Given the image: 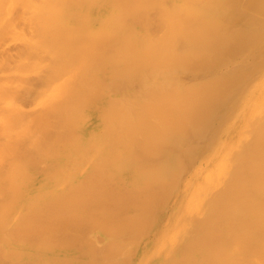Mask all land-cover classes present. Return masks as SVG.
<instances>
[{
  "label": "bare ground",
  "instance_id": "bare-ground-1",
  "mask_svg": "<svg viewBox=\"0 0 264 264\" xmlns=\"http://www.w3.org/2000/svg\"><path fill=\"white\" fill-rule=\"evenodd\" d=\"M33 1L16 17L45 43L47 108L25 119L33 172L1 171L0 264L131 262L120 238L181 207L208 159L224 187L172 264H264V0ZM240 107L254 112L223 133Z\"/></svg>",
  "mask_w": 264,
  "mask_h": 264
},
{
  "label": "rangeland",
  "instance_id": "rangeland-1",
  "mask_svg": "<svg viewBox=\"0 0 264 264\" xmlns=\"http://www.w3.org/2000/svg\"><path fill=\"white\" fill-rule=\"evenodd\" d=\"M4 1H6V0H4ZM15 0H7L6 2H3L2 0H0V12L2 11L3 12V14L2 15H0V19H1V21H0V35H1V37H0V134L2 133L4 136L6 135V134H8L9 135V137H4L3 138V135H0V141L2 140V139H4V140H2V142H0V147L2 148V149H0L2 152H4L3 150H5V152L8 150V147H11V149L13 148V147H15V149H16V147L17 148H19V149H21L20 150V152H19V149L16 151V150H14V148L12 149V154L9 156V157H7L6 159H5V157H6V155L9 153L10 154V152H11V149L9 150V152L7 153L6 152V155L4 156V154H5V152L2 154V152L0 153L1 155V157H0V175L2 174V172H3V170L4 169H7V170H4V172L6 173L8 170H9V168L11 169L12 167H10V165H13L14 163L16 164V163H18V162H16V161H14V160H16V159H18L19 158V160H21V158L20 157H22V158H25L24 159V161L26 162V164L27 165H30V166H28L29 168H27V172H29V174L30 173H32L33 172V170H34V168L31 166V162H33V160L36 158V154H37V152H36V150H34V152H33V149H34V146H33V143L31 144V143H29L30 141L27 139V137L29 136L30 137V132H31V130H33L34 129V125H33V122H31L33 119H35V118H37V114H38V116H39V114L40 115H42V114H44V112H45V110H46V108H47V106H46V104L47 103H45V101H47L46 100V96H47V92H48V85H47V82H45L44 80L42 81V78L44 77V76H46V69H47V57H46V49H45V47L46 46H44L45 45V43H43V41H42V39L40 40V42L38 41V43H36V39H32V37L34 38V36H32V34L31 33H33L34 31L32 30V29H30V27H32V26H30L31 24V22L29 23V25L27 24V23H25V21L23 22V23H25L26 25H28V26H30V27H27V26H25V24L23 25L22 24V20L21 19H17L18 17L20 18V16L21 15H24V17L27 19V21H29L30 20V14H31V12H32V7H33V4L32 3H34V1L32 2L31 0V2H30V4L29 3H27L28 4V7L27 6H24V7H20L21 5H19L20 3H17L18 2V0H17V2H14ZM8 2V3H7ZM240 2H241V0H240ZM243 2V1H242ZM2 3V4H1ZM3 3H4V8L3 7H1L2 5H3ZM13 3H14V5H13ZM16 4L18 5V6H16ZM32 4V5H31ZM25 5V4H24ZM35 5V4H34ZM14 6V7H13ZM31 6V7H30ZM16 7V8H15ZM27 7V8H26ZM3 10H2V9ZM9 8V9H8ZM18 8V9H17ZM21 8H25V10L23 9L22 11H21ZM13 9V10H12ZM8 10H11V11H8ZM16 10H19V12L21 13H19L18 11H16ZM5 11V12H4ZM25 11V12H24ZM1 12V13H2ZM12 12H15L16 14H18V15H15V13H12ZM18 12V13H17ZM27 12V13H26ZM0 13V14H1ZM10 13H12L11 15H10ZM2 16V17H1ZM16 16H18V17H16ZM10 17V18H9ZM11 17H13V19L11 20ZM22 17V16H21ZM29 18V19H28ZM10 19V20H9ZM4 20H5V22H4ZM8 20V21H7ZM14 20H15V22L17 21V23H18V21L20 22V24L18 23V26L21 28H19L16 24L17 23H14ZM10 21V22H9ZM6 22H9V23H11L13 26H11V24H10V26L13 28H11L9 25H7V23ZM6 24V26L4 25V24ZM14 23V24H13ZM21 25V26H20ZM2 26H4V28L2 27ZM8 26V27H7ZM16 28H15V27ZM28 29H27V28ZM1 28H3V29H5L4 31H3V29H2V32H1ZM8 28V29H7ZM11 28V29H10ZM18 29V30H17ZM25 29H26V31H25ZM23 30H24V32H23ZM29 30V31H28ZM5 31H7V33L5 34ZM12 31H14V32H12ZM17 31H19V32H17ZM28 31V32H27ZM31 31H33V32H31ZM29 32H31L30 33V35L32 36H30L29 35ZM35 33V32H34ZM20 34H22V35H20ZM3 35V36H2ZM26 35V36H25ZM28 35H29V37L30 38H28ZM34 35V34H33ZM38 34H37V32H36V36H37ZM20 36H22V37H20ZM35 36V37H36ZM37 38V37H36ZM41 38V37H40ZM39 37H38V39H40ZM41 41H42V43H41ZM27 43V44H26ZM26 44V45H25ZM27 46V47H26ZM29 46L30 47H32V48H29ZM39 46V47H38ZM35 47V49H37V50H35V49H33ZM38 48H40V49H38ZM30 51V52H28V51ZM22 51V52H21ZM26 51V52H25ZM41 51V52H40ZM43 51V52H42ZM4 54V56H2L3 54ZM8 53H10V54H8ZM18 53V54H17ZM37 53V54H36ZM16 54V55H15ZM21 54V55H20ZM23 54V55H22ZM5 55H6V57H5ZM17 55H19L18 57H17ZM35 55V56H34ZM37 55L39 56V58L37 57ZM9 56H11V59H12V57H13V59H12V61H9V60H11L10 58H9ZM44 56V57H43ZM23 57V58H22ZM35 57V58H34ZM2 58V59H1ZM41 58L43 59V60H45V61H42V62H40V60H41ZM4 59H7L6 61L4 60ZM14 59H15V61H14ZM37 59V60H36ZM39 59V60H38ZM2 60H4L5 62H6V64H5V62L4 61H2ZM18 60V61H17ZM3 63H2V62ZM35 63H36V65H35ZM8 64V65H7ZM22 64V65H21ZM23 64H25L24 66H23ZM46 65V66H45ZM42 69V70H41ZM44 72V73H43ZM41 76V77H40ZM43 76V77H42ZM183 77H188L187 75H185V74H183L182 75ZM39 78V79H38ZM24 79V80H23ZM41 79V80H40ZM45 79V78H44ZM19 80V81H18ZM22 80V82H20ZM45 82V83H44ZM45 84V85H44ZM2 87V88H1ZM16 87V88H15ZM5 88H7V90L5 89ZM1 89H5L4 91L3 90H1ZM14 89V90H13ZM9 90V91H8ZM12 90V91H11ZM11 91V92H10ZM14 91V92H13ZM20 91L23 93L24 91V93H26V92H28L27 93V95L25 94H22V93H20ZM34 91H36V92H34ZM2 92H5V93H2ZM31 92V93H30ZM39 92H40V95H39ZM32 93H34V95L36 96V97H34V95L32 94ZM36 93H37V95H36ZM41 93H43V94H41ZM244 93H253V92H244ZM4 94V95H3ZM12 94V95H11ZM14 94V95H13ZM22 95H24V96H22ZM33 95V96H32ZM21 96H22V98H21ZM27 96H28V99H27ZM31 96V97H30ZM19 97V98H18ZM17 98V99H16ZM21 98V99H20ZM26 98V99H25ZM23 99V101H21ZM18 100V101H17ZM20 100V101H19ZM26 101V102H25ZM22 104V105H21ZM24 105V106H23ZM44 108V109H43ZM43 109V110H42ZM248 110V112H246ZM43 111V112H42ZM235 111V110H234ZM238 114H237V113ZM254 112V109L253 108H249V109H244V108H242V107H240V108H238L237 109V111H235V114L233 115L232 114V116H231V113L230 114H228V116H231V117H229V118H232L233 117V119H232V121L230 122V124L229 125H227V126H225V129H224V131H223V133L225 132V131H227V129H230V127L232 128H236L237 126V124L240 122V120H241V118H245L246 117V115L249 113L250 115H252V113ZM13 113V114H12ZM21 113V114H20ZM28 113H30V115L28 114ZM232 113H234V112H232ZM8 114V116H6ZM12 114V115H11ZM26 114V115H25ZM244 114H246L245 115V117H244ZM9 115H11L10 116V118H11V120H10V123H11V125H10V123L8 124V122H9V120L8 119H10L9 118ZM14 115V116H13ZM16 115H18V116H16ZM23 115V116H22ZM28 115V116H27ZM236 115V116H235ZM239 115V117H237ZM235 116V117H234ZM16 117V118H15ZM26 117L30 120L31 118V121L29 122V120H27V121H25V119H26ZM30 117V118H29ZM6 118H8V119H6ZM18 118H20V120L18 119ZM21 118H23L24 120V122L23 121H21L22 119ZM236 118V119H235ZM16 119H18V120H16ZM6 120H8V121H6ZM16 120V121H15ZM5 121V122H4ZM14 124H13V123ZM23 122V123H22ZM233 122H235V124L233 123ZM254 122V120H252L251 122H250V124L249 125H251L252 123ZM15 123H17V124H15ZM29 123V124H28ZM32 123V124H31ZM23 124V125H22ZM25 124H28L29 125V127L27 126V125H25ZM13 125V126H12ZM22 127H21V126ZM234 125V126H233ZM253 125H254V123H253ZM252 126V125H251ZM15 127V128H14ZM19 127V128H18ZM18 128V129H17ZM6 129V130H5ZM8 129V130H7ZM16 129V130H15ZM29 129H30V131H29ZM250 129V128H249ZM28 131H29V133H28ZM19 132V133H18ZM22 132V133H21ZM26 133L27 135L25 136V134L24 133ZM247 132V131H246ZM227 132H225V134H226ZM17 134V135H16ZM11 135H13V136H11ZM22 136V137H21ZM250 136V135H249ZM10 138V140H8ZM12 138H14V140L12 139ZM17 140H16V139ZM21 138H23V139H21ZM224 138H226V137H224ZM7 140H8V142H7ZM22 140H28L27 142H28V144L26 143V144H24V143H22V142H20V141H22ZM243 140H246V138H244ZM16 142V143H13V142ZM4 142H6L7 143V145H3L2 143H4ZM18 142H20V143H18ZM10 143H12L11 145H8V144H10ZM1 144H2V146H1ZM13 144H15V145H17V146H15V145H13ZM31 146H30V145ZM19 145H20V147H19ZM21 146H23V148L21 147ZM26 146H28L27 148H26ZM30 146V147H29ZM7 147V148H6ZM26 148V149H25ZM23 149V150H22ZM32 149V150H31ZM14 151H16V152H14ZM21 153V154H19V153ZM22 152H24V153H22ZM18 153V154H17ZM36 153V154H35ZM22 155V156H21ZM28 155V156H27ZM4 156V157H3ZM8 156V155H7ZM12 157V158H11ZM17 157V158H16ZM29 157H31V158H29ZM4 160H3V159ZM10 160H9V159ZM214 159L215 160H217V156L216 157H214ZM8 160V161H7ZM19 160H17V161H19ZM12 161V162H11ZM4 162H5V165H4ZM208 162V163H207ZM214 160L212 161V160H207L206 162H203L202 164H200V165H197V167H195L194 169H193V184H192V186L191 185H189L188 186V189H189V191H188V193H186L185 195L187 196H185V195H181L180 196V194H179V192H178V195L181 197H179L178 199H180V202H182L181 203V207H176L177 208V210L176 211H174V213L172 214V212L171 213H169L170 215H172V216H170V218H171V220H168V218H167V216L169 215H167L166 216V218H165V220L164 219H161V213L163 212L162 210H164V209H166V208H168V206L166 207V208H160V210H158V209H156L155 210V212H156V214H157V210H158V212L160 213H158L157 214V216H156V214H155V212L153 213V215L151 214V216L152 217H150V218H148L150 221H151V225L153 226H151L150 225V223H149V225L150 226H148V225H146L145 223H147V222H150L148 219H147V217H146V220L144 219V221H143V223L146 225V226H148L147 227V229H145L146 230V232L147 231H149V234H148V232L147 233H145V231H141V232H144L145 233V238L143 237V235L142 236H140V234H141V232H140V234H139V238H138V240L140 239V237H143V239L139 242V241H137V240H135L136 239V237L135 236H137V235H135L134 236V240H132L133 239V236H131V235H125V236H123V238H120V240H122V242L124 243V249L125 250H129L128 249V247H127V249H126V243L128 242V243H130V245L133 247V248H131V247H129L131 250H132V253L134 252L135 254L137 253V254H140L139 256H137V254L135 255L134 253L133 254H129L130 253V251L128 252V254L131 256H129L128 254L126 255L125 253L127 252H123L122 254H125V257H123L122 255L118 258V259H123V261H124V259H126L127 260V258H132V259H130L131 260V262H126V261H124V263L125 264H162V263H164V264H172V262L171 261H173V259L175 258V257H177V255H178V253H180L181 252V246H180V248H179V246H178V244H185V242H186V244H187V241H189V240H191V238L194 236V230H193V226H195V225H199V223H200V220H202L203 218H204V212L203 211H205V209L207 208L206 206L208 205V203H209V201H210V199H211V197H212V194H213V192H215V190H217V189H219V188H222V187H224V182H225V172L224 171H222V168H221V166H219V165H214ZM9 164V165H8ZM206 166H205V165ZM208 164L210 165V166H208ZM212 164V165H211ZM8 166V167H7ZM201 168H200V167ZM208 166V167H207ZM4 167V168H3ZM6 167V168H5ZM199 167V168H198ZM2 168V169H1ZM205 168V169H204ZM197 169V170H196ZM13 170H14V168H13ZM2 171V172H1ZM201 171V172H200ZM10 172V171H9ZM199 173V174H198ZM202 173H203V175H202ZM199 177V178H198ZM222 178V179H221ZM198 179V180H197ZM219 179H221V181L219 180ZM186 180V179H185ZM223 182V183H222ZM223 185V186H222ZM196 186H197V188H196ZM190 187H191V189H190ZM196 188V189H195ZM181 189V188H180ZM215 189V190H214ZM223 189V188H222ZM222 189H219V191L218 192H220V191H222ZM214 190V191H213ZM217 192V191H216ZM215 192V193H216ZM217 192V193H218ZM215 193L213 194L214 196H216L217 195V193H216V195H215ZM200 195H203V196H200ZM185 198V199H184ZM213 198V197H212ZM208 199V200H207ZM204 202V203H203ZM172 203L173 202H170V204H169V206L171 207L172 206ZM202 204V205H201ZM204 207V208H203ZM201 213H202V215H201ZM185 215V216H184ZM159 216H160V219H159ZM188 216V217H187ZM201 216V217H200ZM156 217V218H155ZM190 218V219H188V221H187V218ZM200 217V218H199ZM154 218L156 219V222H154V221H152V219L154 220ZM185 218V219H184ZM197 220H199L198 222H196ZM152 222H154V223H160L159 224V226L157 227V225L156 224H154V223H152ZM189 222V223H188ZM191 222H192V225L193 226H191V225H189V224H191ZM144 224H142V226L144 227ZM188 224V225H187ZM141 226V227H142ZM172 226V227H171ZM151 227V228H150ZM186 227V228H185ZM150 228V229H149ZM188 228V229H187ZM190 228V229H189ZM156 229V230H155ZM185 229V230H184ZM143 230V229H142ZM193 231V232H192ZM151 232V233H150ZM155 232H156V234H155ZM164 232H166V234L164 233ZM181 232H183V233H181ZM193 234H192V233ZM163 233V234H162ZM188 233V234H187ZM147 234V235H146ZM182 234H186L185 236L184 235H182ZM181 236V238L179 237V236ZM189 235V236H188ZM128 236V238H129V236H131L130 237V239H126L125 237H127ZM147 236H148V239H146L147 238ZM177 236H178V238H177ZM100 237H103V235L102 236H100ZM138 237V236H137ZM180 238V239H179ZM126 240V243H125V240ZM166 239V240H165ZM183 239V240H182ZM186 241H185V240ZM119 240V241H120ZM129 240V241H128ZM133 241V243L131 242V241ZM180 240H181V242H180ZM149 241H151L150 243H149ZM185 241V242H184ZM136 244V245H132V244ZM138 244V245H137ZM184 244H183V246H184ZM130 245H128V246H130ZM140 245V246H139ZM177 245V246H176ZM149 248H148V247ZM182 246V247H183ZM139 248V250H138V248ZM179 248L180 249V251L179 250H177L176 249V251H177V253L175 252V248ZM135 248V249H134ZM124 250V251H125ZM133 250H135V251H133ZM140 251V252H139ZM171 251H172V253H171ZM175 253V254H174ZM177 254V255H176ZM175 255V256H174ZM127 256H129V257H127ZM132 256H135L134 258L132 257ZM180 256V255H179ZM177 257V258H180V257ZM121 257H123V258H121ZM127 257V258H126ZM167 257H168V259H167ZM170 257V258H169ZM171 258H173V259H171ZM117 259V258H116ZM114 260V261H121V260ZM163 259H165L164 260V262H163ZM129 260V259H128ZM129 260V261H130ZM113 261V262H114ZM122 261V262H123ZM118 262H116V263H114V264H117ZM119 264V263H118ZM121 264V263H120Z\"/></svg>",
  "mask_w": 264,
  "mask_h": 264
}]
</instances>
